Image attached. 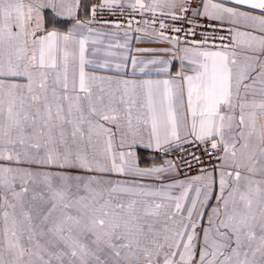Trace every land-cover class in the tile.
<instances>
[{"label":"snow or ice","instance_id":"1","mask_svg":"<svg viewBox=\"0 0 264 264\" xmlns=\"http://www.w3.org/2000/svg\"><path fill=\"white\" fill-rule=\"evenodd\" d=\"M81 4L0 0V264H264V0H103L148 15L136 31L181 62L140 81L87 70L98 41ZM201 17L231 25L230 43L196 38ZM184 144L204 145L211 169L140 182L178 165L141 168L137 145Z\"/></svg>","mask_w":264,"mask_h":264},{"label":"crops","instance_id":"2","mask_svg":"<svg viewBox=\"0 0 264 264\" xmlns=\"http://www.w3.org/2000/svg\"><path fill=\"white\" fill-rule=\"evenodd\" d=\"M103 0H82L81 7L78 10L79 18L83 20H90L91 9L100 5ZM202 10V9H201ZM51 15V10H47ZM259 14V13H256ZM60 22L50 27H56L60 31H65L71 27V23L64 22L65 18H59ZM93 30V38L98 42L88 45L89 58L93 60V65L88 67V71L100 76L112 77L113 79L121 80H147V79H167L170 75H175V72L180 69L181 62L179 58H174L172 53L165 54L162 49L166 47L162 42L146 36L143 31H136V29L143 28V22H135L130 26H97L89 25ZM243 30V29H241ZM104 33V35H99ZM114 33L115 35H108ZM94 49L98 51L95 55H92ZM142 49H148L150 51H140ZM153 58L166 59L168 61L169 73L159 72L157 69L165 67L164 64L152 65L149 64L143 72L141 68L147 63V61ZM133 59L136 60V65L133 66ZM107 62L106 68H101L98 65ZM120 65L119 68L116 66ZM136 156L139 167L146 168L153 165H160L165 159H171L169 155H165L163 152H156L154 149H148L142 145H137ZM183 175L178 171L169 174L170 179L156 180L152 178H146L141 183L150 185L153 188H159L163 183H172L175 181H187L192 177L198 175ZM114 179H125L124 177H113ZM127 179H131L128 177ZM180 189H173L172 194H179ZM194 195V193L190 194Z\"/></svg>","mask_w":264,"mask_h":264},{"label":"built area","instance_id":"3","mask_svg":"<svg viewBox=\"0 0 264 264\" xmlns=\"http://www.w3.org/2000/svg\"><path fill=\"white\" fill-rule=\"evenodd\" d=\"M199 0H189V3H198ZM96 8V16L93 19L92 14L90 21L92 25L97 26H115L116 23H119L120 26H127L128 20H132V24L135 22H142L144 19H149L150 17L148 15H145L141 17L139 14H131V10L124 8L123 10L120 8L115 9H108V8H101L99 5L94 6ZM123 12V14H121ZM186 18L191 17V10L186 13H181ZM166 23H173L171 20H167ZM197 23L200 24L199 28H196L194 24H188L187 22L180 24L177 23L176 26L183 27L185 30L189 28H196L197 31V37L200 38V34L204 33L210 37L209 44L215 43L219 45L220 43L228 44L230 43V33L227 31L231 25H224L223 27L219 26V22H209L206 20V18H199L197 20ZM169 35H177L176 33H167ZM181 39L184 38V33L181 32L178 34ZM223 35L226 37V39L221 42L219 40H214L212 37L214 36H220ZM191 39V37H189ZM204 145H198V144H184L183 147H175L173 151L169 152L168 155L171 159H174L178 165V169L183 175H194L197 173H200L201 166H204L207 169H211L212 164L215 163L213 159L209 157L207 153L203 151ZM198 156L200 157V162L192 159V156ZM214 155V154H213ZM187 160L191 167L189 168L186 164H183L181 161Z\"/></svg>","mask_w":264,"mask_h":264}]
</instances>
